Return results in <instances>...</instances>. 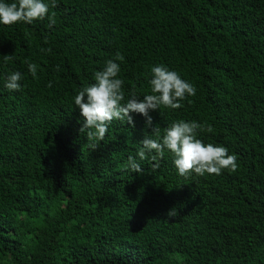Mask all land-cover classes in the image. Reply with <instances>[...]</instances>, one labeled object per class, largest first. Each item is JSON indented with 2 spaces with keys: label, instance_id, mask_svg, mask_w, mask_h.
<instances>
[{
  "label": "trees",
  "instance_id": "obj_1",
  "mask_svg": "<svg viewBox=\"0 0 264 264\" xmlns=\"http://www.w3.org/2000/svg\"><path fill=\"white\" fill-rule=\"evenodd\" d=\"M51 12L52 27L0 24V264H264V0H57ZM117 52L126 98L150 94L158 64L192 83L181 108L149 113L153 126L207 124L199 138L237 170L181 177L166 152L130 173L151 133L137 113L91 150L73 98ZM14 71L20 91L4 86Z\"/></svg>",
  "mask_w": 264,
  "mask_h": 264
},
{
  "label": "clouds",
  "instance_id": "obj_2",
  "mask_svg": "<svg viewBox=\"0 0 264 264\" xmlns=\"http://www.w3.org/2000/svg\"><path fill=\"white\" fill-rule=\"evenodd\" d=\"M56 6L57 0H12L10 3L0 0V24H32L47 17L48 26L52 27L56 23V14L49 12ZM41 51L48 54L51 48H42ZM13 59V55H4L5 62ZM123 59L117 52L114 59L106 60L104 68L94 73V82L81 87L73 98L74 106L79 109L83 118L79 132L85 134L91 150L100 146L114 120L134 126L131 113H137L145 118V127H151V133H145L143 139L138 142L140 147L136 156L127 157L125 168L130 173L143 174L140 161L144 160L152 162L153 171L159 169V161L166 152L171 154L172 164L181 177L188 178L193 174L221 175L223 170H237L235 154H229L224 146L205 143L199 138L200 133L212 131L207 124L195 120H177L163 129L153 126L149 113L159 110L161 106L173 110L181 108L182 101L196 94L197 90L192 83L182 79L178 72L158 64L150 69V94L143 95L141 99L132 93L126 98L124 81L118 78L120 66L116 62ZM25 63L32 77L37 78V65L27 60ZM59 70L57 65L56 71ZM21 79L22 74L14 71L7 75L4 86L9 91H20ZM48 86L51 87V82ZM178 214L177 208L172 207L167 211L166 217L175 218Z\"/></svg>",
  "mask_w": 264,
  "mask_h": 264
}]
</instances>
